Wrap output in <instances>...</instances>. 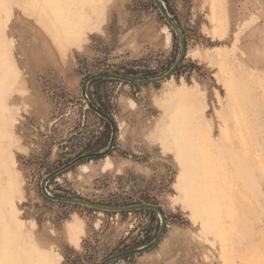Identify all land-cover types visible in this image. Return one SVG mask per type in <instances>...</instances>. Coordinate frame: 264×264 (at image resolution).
Returning a JSON list of instances; mask_svg holds the SVG:
<instances>
[{"label":"rangeland","instance_id":"374dc122","mask_svg":"<svg viewBox=\"0 0 264 264\" xmlns=\"http://www.w3.org/2000/svg\"><path fill=\"white\" fill-rule=\"evenodd\" d=\"M60 1L73 31L96 11L82 43L60 45L47 0H0L3 264L6 254L10 264H98L157 236L153 209L43 192L49 173L109 146L112 125L88 102L114 119V146L52 176L47 191L166 214L158 244L107 264H264V0ZM157 1L184 36L174 72L94 78L84 96L96 73L149 79L173 67L182 44Z\"/></svg>","mask_w":264,"mask_h":264},{"label":"water","instance_id":"95a60500","mask_svg":"<svg viewBox=\"0 0 264 264\" xmlns=\"http://www.w3.org/2000/svg\"><path fill=\"white\" fill-rule=\"evenodd\" d=\"M157 4L159 6V8L161 9L163 15L165 16L167 22L174 28V30L176 31V33H178V35L180 36V40H181V53L176 61V63L173 65V67L164 75L159 76V77H155V78H149V79H137V78H133V77H129V76H124V75H120V74H112V73H96L93 74L91 76H89L83 84V89H82V93L84 96L86 95V88H87V84L89 83V81H91L94 78H98V77H103V76H108V77H114L117 79H123L126 81H130V82H136V83H142V82H148V81H162L165 78H167L169 75H171L174 70L177 68L178 64L183 60L184 55H185V41H184V36L181 32V29L179 28L178 25L175 24V22L173 21V19L171 18V16L166 12V10L164 9V7H162L160 5V3L157 1ZM89 106L91 108H93L94 110H96L97 112H99L100 114H102L105 118L108 119V121L111 123L113 131H112V136H111V140L109 143V146L107 147V149L103 150V151H95V152H90V153H86L81 155L80 157H78L75 161L70 162L66 165H64L63 167L52 171L51 173H49L43 180L42 182V190L45 193V195L52 197L53 199H57V200H61V201H67V202H73V203H80L83 205H87L90 207H94V208H99V209H104V210H112V211H117V210H126V209H142V208H148V209H153L155 211H157L161 217H162V224H161V228L157 234V236L154 238L153 241H151L150 243H147L146 245L142 246V247H138V248H134L128 251H123L120 253H116L113 255H110L109 257L103 259L102 261H100L98 264H107L109 262H111L112 260L121 258V257H126V256H130V255H134V254H138V253H142L145 252L151 248H153L156 244H158L162 238V235L164 233V230L166 228V214L164 212V210L159 207L157 204L154 203H144V204H138V205H132V206H127V207H121V206H115V205H107V204H102V203H98V202H93L90 200H86L83 198H77V197H63V196H56V195H52L51 193H49L47 191L46 185L47 182L49 181V179L56 175L57 173L61 172L62 170H64L65 168L71 166L72 164H74L76 161L81 160L83 158H89V157H93V156H103L105 154H107L114 146V141L116 138V133H117V125L114 122V119L112 117H110L109 115L103 113L98 107L94 106L93 104L89 103Z\"/></svg>","mask_w":264,"mask_h":264},{"label":"bare ground","instance_id":"6f19581e","mask_svg":"<svg viewBox=\"0 0 264 264\" xmlns=\"http://www.w3.org/2000/svg\"><path fill=\"white\" fill-rule=\"evenodd\" d=\"M47 1H48V5L44 4V5H42V7L44 8V11L47 12L48 17L50 19L52 17L51 14L55 15L59 19L60 25L59 24H55V23L52 22V26H53L54 35L55 34L57 35V37L60 40V45H62V46L64 44H66V40L68 38H70V37H72L78 43H82L83 41H85L87 39V33H86L87 31L86 30L87 29H91V25L93 23L94 24H98L99 23L96 11L91 8L90 9L91 12H90V14H88L89 12L87 13L86 18H84V22H81L79 24L78 28L76 29V31H73L70 28H68V23L63 19L64 18V13H65V8L63 7L64 6L63 2H61L60 0H47ZM217 8L215 7V5H212V10H213L212 18H214V21L215 20H217L218 22L220 21L221 22L220 25H221L222 24V17H221V15H218ZM55 19H54V22L56 21ZM58 29L59 30H63V31H58ZM11 175H14L16 177V179L15 178L11 179V186H12V188H15L16 180L18 182V185H20V179H19L18 175H16V173L14 174L13 172H11ZM18 238H19V241H23L24 237L20 236V234H18ZM20 245H24V242H21ZM11 250L14 251L13 248H11ZM3 252L6 254L7 251L4 250ZM18 252L19 251H17V253ZM11 258L12 257H10V255L6 254V257L4 259L6 264H10L11 263ZM47 260H49L48 264H53L54 263L53 258L51 256H49L47 258ZM0 264H3V261L1 259H0Z\"/></svg>","mask_w":264,"mask_h":264},{"label":"trees","instance_id":"16d2710c","mask_svg":"<svg viewBox=\"0 0 264 264\" xmlns=\"http://www.w3.org/2000/svg\"><path fill=\"white\" fill-rule=\"evenodd\" d=\"M143 209L148 210V211H153L152 209H148V208H143Z\"/></svg>","mask_w":264,"mask_h":264}]
</instances>
